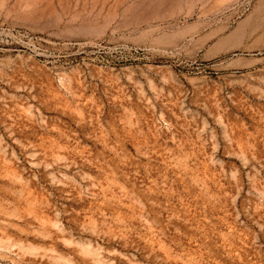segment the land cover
I'll return each instance as SVG.
<instances>
[{
    "label": "rangeland",
    "instance_id": "374dc122",
    "mask_svg": "<svg viewBox=\"0 0 264 264\" xmlns=\"http://www.w3.org/2000/svg\"><path fill=\"white\" fill-rule=\"evenodd\" d=\"M0 264H264V0H0Z\"/></svg>",
    "mask_w": 264,
    "mask_h": 264
}]
</instances>
